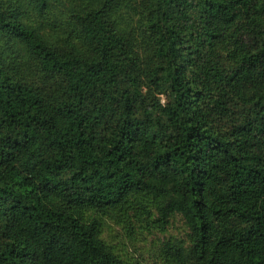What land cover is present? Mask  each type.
Here are the masks:
<instances>
[{"label":"trees","instance_id":"obj_1","mask_svg":"<svg viewBox=\"0 0 264 264\" xmlns=\"http://www.w3.org/2000/svg\"><path fill=\"white\" fill-rule=\"evenodd\" d=\"M176 216L158 264H264V0H0V264Z\"/></svg>","mask_w":264,"mask_h":264},{"label":"rangeland","instance_id":"obj_2","mask_svg":"<svg viewBox=\"0 0 264 264\" xmlns=\"http://www.w3.org/2000/svg\"><path fill=\"white\" fill-rule=\"evenodd\" d=\"M165 100L166 97L163 96L162 101L164 102ZM171 222L165 234L138 231L134 237L130 238L123 229L107 221L103 228V234L108 241L113 242L112 244L121 254L137 259L142 264H158L153 256L155 243L169 235L176 238L184 237L185 229L181 217L176 216Z\"/></svg>","mask_w":264,"mask_h":264}]
</instances>
